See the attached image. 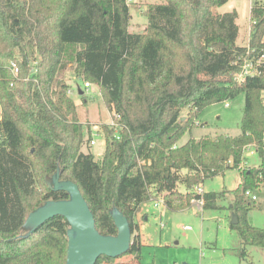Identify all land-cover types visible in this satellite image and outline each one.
<instances>
[{"label":"trees","instance_id":"1","mask_svg":"<svg viewBox=\"0 0 264 264\" xmlns=\"http://www.w3.org/2000/svg\"><path fill=\"white\" fill-rule=\"evenodd\" d=\"M226 1L150 3L144 29L130 32L126 0H0V264L65 263L68 223L62 216L25 237L22 230L29 212L45 200L68 198L46 184L58 168L60 179L77 184L100 233L117 232L110 208L127 217L131 244L118 257L131 255L138 264L136 216L150 195L163 192L168 209L189 207L204 179L236 168L238 186L204 191L203 209L216 208L229 193L239 257L247 245L264 248V230L249 223L243 196L264 183V0L252 2L246 46L236 43L237 12L213 10ZM247 59L259 73L237 81ZM68 67L98 85L106 108L120 115L119 130L102 126L100 159L80 150L84 125L62 76ZM240 93L237 135L205 134L177 144L202 109ZM186 106L187 117L180 115ZM248 145L260 158L257 166L242 164ZM118 257L100 256L95 264L128 263Z\"/></svg>","mask_w":264,"mask_h":264},{"label":"rangeland","instance_id":"2","mask_svg":"<svg viewBox=\"0 0 264 264\" xmlns=\"http://www.w3.org/2000/svg\"><path fill=\"white\" fill-rule=\"evenodd\" d=\"M161 0H126L130 18L128 30L138 32L146 25L145 11L148 4ZM254 0H227L224 4L215 7L214 12L223 13L236 8L239 13V44L248 43V32L252 26L249 18L250 2ZM264 38V37H263ZM63 78L72 88L68 95L76 105V118L84 125V141L81 151L93 153L95 159H100L104 151V137L102 126L109 127L114 113L109 111L103 103L96 84L84 89L83 80L75 76L72 68L62 72ZM78 88L84 92L78 94ZM244 93L238 94L231 100L211 103L202 109L195 117L194 123L177 141L183 144L189 138H198L202 135L215 136L217 134L237 135L240 132V122L243 115ZM227 102V105H225ZM189 108L180 110V115L187 117ZM69 118H73L72 115ZM90 139L95 144L89 143ZM245 162V164L243 163ZM245 166H257L260 158L255 151H246L242 158ZM182 172H185L183 170ZM238 169H227L224 174L209 176L204 179V191L233 190L241 181ZM183 189V186L179 184ZM257 200L251 201L248 212V221L251 225L264 230V183L259 189H252ZM161 195V194H160ZM160 195H154L158 200ZM231 195L226 193L217 199V207L203 209L196 208H165L163 203L154 205L155 200L142 204L141 210L147 211L144 218H139V233L141 235V264H264V248L247 245L246 256L239 257L236 248L239 246V237L234 229L230 228L232 212L230 207ZM163 206V207H162ZM190 226V228H186ZM127 261L122 264H138L131 255L118 257L116 261Z\"/></svg>","mask_w":264,"mask_h":264},{"label":"water","instance_id":"3","mask_svg":"<svg viewBox=\"0 0 264 264\" xmlns=\"http://www.w3.org/2000/svg\"><path fill=\"white\" fill-rule=\"evenodd\" d=\"M78 93L82 94V91L78 90ZM46 184L52 191H65L68 198L45 200L29 212L22 225L24 237L49 219L62 216L68 223L64 264H95L100 256L115 258L128 251L132 238L131 228L127 217L117 207L109 210L117 228L116 234H103L96 228L93 213L77 184L60 179L59 168L46 178ZM236 222L237 216L232 214L230 223Z\"/></svg>","mask_w":264,"mask_h":264},{"label":"built area","instance_id":"4","mask_svg":"<svg viewBox=\"0 0 264 264\" xmlns=\"http://www.w3.org/2000/svg\"><path fill=\"white\" fill-rule=\"evenodd\" d=\"M258 62V60H257ZM35 63L36 61H33L30 66H31V71L32 72H35L36 71V67H35ZM10 67H11V71L14 75L17 74V72L19 71L18 69V66L17 64L14 62V61H11L10 62ZM259 71L256 67V64L253 63V61L251 59H247L243 62L240 70L235 74V79L237 81H241L245 78V76L247 75H254V74H258ZM30 78L26 77L24 78V81L27 82ZM92 83L90 82H84L83 83V87L84 89H88L90 86H91ZM67 93H72V88L70 87L67 91ZM79 94V93H78ZM225 105H227V102H225ZM114 115V118L110 120V123H109V127H112L114 128L116 131L119 130L120 128H122L123 126L118 122V120L120 119V115L119 114H113ZM118 137V136H117ZM89 143L91 145L95 144V140L94 139H90L89 140ZM263 143H264V139H263ZM246 151H255V148L253 145H248L244 151H243V155ZM244 163V162H243ZM242 163V164H243ZM245 164V163H244ZM194 191L200 195V197H194L191 199L190 201V207L191 208H196L198 211H201L203 210V204H204V198L202 196L204 190H203V187H202V184L196 186L194 188ZM161 194V195H160ZM158 195L159 196V199L158 200H155L154 199V195H150L149 197V200L152 201V200H155L153 201L154 202V205H158V203H163L164 204V198H163V192L160 193ZM243 196L244 198L248 199V200H251V201H254V200H257V196L255 193H253V191L251 189H246L243 191ZM186 228H190V226H186Z\"/></svg>","mask_w":264,"mask_h":264},{"label":"crops","instance_id":"5","mask_svg":"<svg viewBox=\"0 0 264 264\" xmlns=\"http://www.w3.org/2000/svg\"><path fill=\"white\" fill-rule=\"evenodd\" d=\"M249 8H251V2H250V7ZM232 10H235L236 12H237V10H236V8H233ZM249 18H250V9H249ZM238 19H239V13L237 12V18H236V23L238 24V27H239V22H238ZM239 31V30H238ZM250 32V31H249ZM249 32H248V38H249ZM237 38H238V36H237ZM237 38H236V43L237 44H239V42L237 41ZM248 38L246 39V40H248ZM264 39V38H263ZM239 45H242V46H246L247 45V42H246V44H239ZM191 138H194V137H191ZM199 138V137H198ZM103 154V153H102ZM245 163V162H244ZM230 206H231V204H230ZM163 207V206H162ZM165 208H167L166 206H164ZM186 208H188V207H186ZM143 213H145L144 215H142V218H144L145 217V215H146V213H147V211H143V210H140V212L137 214V216H136V220H139V218H141L140 216H141V214H143ZM146 218V217H145ZM138 222V221H137ZM139 224V223H138ZM140 234V233H139ZM140 238H141V235H140ZM126 262L127 261H129V260H125ZM120 262H124V261H120Z\"/></svg>","mask_w":264,"mask_h":264}]
</instances>
